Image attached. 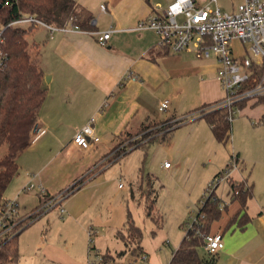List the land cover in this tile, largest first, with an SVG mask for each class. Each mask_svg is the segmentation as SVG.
<instances>
[{"label": "crops", "instance_id": "0c3cea01", "mask_svg": "<svg viewBox=\"0 0 264 264\" xmlns=\"http://www.w3.org/2000/svg\"><path fill=\"white\" fill-rule=\"evenodd\" d=\"M77 1L91 13L94 20L92 30H76L67 24L66 29L50 35L40 26L46 35L44 42L36 43L31 41L30 35L26 36L29 45L32 43L34 47V54L29 50L31 57L43 72L46 95L33 130V135H38L17 157L19 172L13 180L16 189L13 195L18 191V211L27 215L39 203V188L19 191L24 184H40L50 193L58 189V194L91 171L74 191L62 199L63 212L58 205L59 213L66 216L67 232L72 233L71 224L74 222L76 232L79 230L83 237L79 239L84 240L85 247L90 249L92 235L103 233L107 228L109 235L116 236L117 229L124 227L126 213L130 212L126 203L116 201L110 195L115 175L108 171L114 162L125 157L117 160L112 156L118 148L114 145L119 142L120 133L138 132L150 123H174L199 106L216 103L222 91L216 78L218 63L214 56L198 57L190 50L165 51L158 45V37L152 29L136 28L137 22L156 6L163 8L164 0H98V8L95 6L97 0ZM240 1L195 0V3L232 11ZM101 4L105 9H101ZM38 27L32 26L30 34ZM110 27L108 45L102 46L92 31ZM232 47L235 56L243 54L244 45L236 48L232 43ZM162 99L169 100L168 107L163 110L166 115L156 118ZM244 111L259 119L264 107L249 103ZM90 118L94 119L93 131L99 140L82 148L73 142V136ZM140 147L131 146L126 155ZM164 160H169L171 166L164 168ZM69 163L72 165L71 171H67L69 180L65 188H52L48 182L50 176H54L59 168L68 170ZM148 168L149 175L153 169L165 174L175 169L167 157H159ZM139 176L143 177L142 171ZM129 178L130 185L125 189L127 195L129 191L136 200L134 196L138 192L136 194L133 189L135 183L142 185V180ZM258 206L256 211H248V206L245 208L250 219L241 227L235 222L228 224L240 208L237 200L220 209L217 229L209 230L220 233L223 241V247L215 253L214 264H264V202L258 201ZM49 210L47 207L37 218L44 216L48 222Z\"/></svg>", "mask_w": 264, "mask_h": 264}, {"label": "rangeland", "instance_id": "374dc122", "mask_svg": "<svg viewBox=\"0 0 264 264\" xmlns=\"http://www.w3.org/2000/svg\"><path fill=\"white\" fill-rule=\"evenodd\" d=\"M98 2L97 0L95 4L97 8ZM167 3V0L162 1V6L165 7ZM22 27L27 29L25 36L30 35L31 41L42 43L45 40L46 35L40 26L31 34V27ZM232 43L236 48L244 45L240 40ZM30 46L32 49L29 50L34 54L32 43ZM43 57L44 52L42 59ZM45 80L47 81L46 76ZM215 105L216 103L204 109ZM248 114L244 107L233 113L231 135L225 143L215 139L204 118L191 120L189 116L174 130H167L165 133L163 128L168 127L170 122L160 125L150 123L138 132L124 131L121 134L118 148L129 145L131 140L145 142L142 147L132 149L123 159L114 162L108 171L115 175L110 185V195L114 200L126 203L130 209L134 222L141 230L140 246L109 235L105 228L103 233L91 236V248L87 249L85 241L79 239L83 237L79 230L76 232L74 222L71 224L72 233L67 232L69 227L65 223L66 216L59 213L56 205L50 207L48 222L46 217H38L18 234L17 261L6 264H97L106 251L113 259L105 260L104 264H168L184 235V228L191 224L210 192L219 202L230 204V179L235 182L246 180L252 184V193L247 198L246 207L248 206V211H256L259 209L258 201L264 202V121ZM165 115L164 111L158 109L155 117L163 118ZM128 134L132 135L126 139ZM235 154L240 159L238 163L234 161ZM159 157L170 159L174 164V171L165 174L153 169L150 175L147 174L151 162L153 165ZM71 165L72 163L67 164L68 170L59 168L53 173L54 176H50L48 182L52 188H65L64 185L69 180L66 178L69 173L67 171H71ZM140 171L143 172L142 178L138 177ZM219 171L221 173L216 175ZM220 174L224 178L216 181ZM129 177L142 180L141 190L140 183H135L133 189L136 194L138 192V197L134 196L136 200L129 191L127 195L125 189L130 185ZM213 179V183L209 185ZM13 180L6 191L8 196H12L16 190ZM119 184L124 187L118 186ZM152 189L156 193L153 213L159 216L158 222L145 214L143 206V192ZM57 192L58 189L52 193ZM219 223L218 219L212 221L210 228L214 231ZM143 255L145 258H142Z\"/></svg>", "mask_w": 264, "mask_h": 264}, {"label": "trees", "instance_id": "16d2710c", "mask_svg": "<svg viewBox=\"0 0 264 264\" xmlns=\"http://www.w3.org/2000/svg\"><path fill=\"white\" fill-rule=\"evenodd\" d=\"M24 14L35 15L43 21L56 26L76 24L79 28L88 31L94 28V24L90 23L93 19L91 13L77 0H0V24L4 27V49L6 52V59L0 66V206L3 199L8 196L6 191L9 184L19 172L18 154L35 137L33 130L39 109L46 95L43 72L32 59L29 52V42L25 36L27 29L21 26L8 25L9 22L20 18ZM161 47L168 51L164 46ZM261 70L256 69L257 75L261 73ZM249 103L250 105L262 104L264 107V95L249 102L241 101L237 105L241 109ZM205 107L207 106L202 105L191 110L185 117L171 123L167 130H172L174 126L186 120L187 116L191 118L193 117L191 115L196 110L201 109V114L198 117L205 119L215 139L223 143L227 142L231 135V119L228 118V109L214 106L204 109ZM259 119L264 121V112ZM129 135L131 136L132 134H128L126 139H128ZM119 143L120 141L117 144ZM144 143L138 140H131L129 145L117 148L112 156L119 160L127 153L128 148ZM234 161L236 163L240 161L237 154L234 155ZM90 173L91 171L75 180L70 186L61 189L58 193L60 197L59 203L74 191ZM219 173L221 171L216 173V175ZM229 185L232 195L231 201L237 200L240 208L231 216L228 224L235 222L241 227L250 219L245 208L247 198L252 193V184H249L246 180L235 182L230 179ZM141 188L142 186L139 185L140 190ZM58 194L46 191L40 192L39 190L38 205L31 209L27 215H22L18 211V215L12 220L16 222L13 229L4 236L7 240L0 237V264L17 261L18 234L47 207L50 209V207L58 205L59 203L56 204L54 202ZM143 198L145 214L156 222L160 221L159 216L153 213V207L156 202L154 189L146 193L143 192ZM51 202L53 203L49 204ZM218 203L219 199L213 196L212 192L205 197L191 224L184 228V235L179 245L174 249L168 264L215 263V254L206 253L202 245L203 236L210 232L211 222L220 217L221 210L218 207ZM116 236L125 243L135 242L140 246L141 230L134 222L131 212L128 211L126 213L124 227L117 229ZM109 259L113 258L106 251L98 264H104V261Z\"/></svg>", "mask_w": 264, "mask_h": 264}, {"label": "built area", "instance_id": "2783aa9c", "mask_svg": "<svg viewBox=\"0 0 264 264\" xmlns=\"http://www.w3.org/2000/svg\"><path fill=\"white\" fill-rule=\"evenodd\" d=\"M100 7L105 9L104 4ZM90 23L93 24L94 20L92 19ZM8 25L41 26L50 35L56 30L67 28V25L56 26L47 23L32 14H24L9 22ZM71 26L76 30L80 29L76 24H71ZM136 28L152 29L158 37V45L164 46L171 53L190 50L198 57L214 56L218 63L216 78L222 91V96L214 107H226L229 119H232L233 113L240 109L237 105L239 102H249L264 95V0H241L232 11L221 10L217 6L211 7L209 4L198 6L195 0H169L165 7L159 9L156 6L146 17L141 18ZM111 29L110 27L103 31H92L100 45H108ZM3 31L4 27L0 24V66L6 59ZM233 40H240L244 43L242 55H234ZM256 69H262L259 75ZM168 103V99H162L158 109L165 110ZM200 114L201 109L196 110L191 118L198 117ZM93 120L90 118L75 132L73 142L76 145L87 148L92 142L99 140L93 131ZM37 135L32 140H35ZM162 166L168 168L171 162L164 160ZM221 178H224L222 174L217 177L216 181ZM213 181L214 179L209 185ZM35 186L40 192L44 191L40 184L34 182L24 184L19 191L26 192ZM17 195L18 191L16 195L6 196L1 203L0 237L5 238L4 236L13 229L16 223L12 220L18 215ZM55 198L54 202L58 204L59 194ZM58 205L60 211L63 212L64 208L61 203ZM224 205L225 203H218L220 209H223ZM89 235H91V230ZM222 247L223 241L220 233L208 232L203 236L202 248L206 253L215 254ZM142 258H145V255ZM100 261L101 258L98 263Z\"/></svg>", "mask_w": 264, "mask_h": 264}]
</instances>
